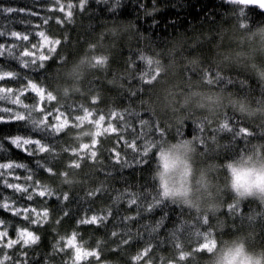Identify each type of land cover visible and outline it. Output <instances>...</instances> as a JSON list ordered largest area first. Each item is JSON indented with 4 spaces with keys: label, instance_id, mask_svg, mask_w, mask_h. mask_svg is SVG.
<instances>
[{
    "label": "trees",
    "instance_id": "16d2710c",
    "mask_svg": "<svg viewBox=\"0 0 264 264\" xmlns=\"http://www.w3.org/2000/svg\"><path fill=\"white\" fill-rule=\"evenodd\" d=\"M261 4L264 0H0V88L11 89L12 99L18 100L0 101V165H13L0 167V233L6 232L0 236V262L71 264L73 250L64 244L73 233L85 249L99 253L98 259L89 257L81 264H144L146 249L151 256L158 252L170 256L174 235L190 249L200 244L197 231L210 230L214 222L201 223L190 210L160 198L151 180L154 156L145 151L146 144L160 136H199L203 156L223 162L247 143L264 140V124L228 111L223 117L228 129L223 132L215 131L212 122L202 129L190 122L180 128L171 125L167 114L149 110L157 90L141 78V57L164 54L179 43L178 57L200 55L207 68L218 42L216 33L222 27L264 23ZM7 8L14 11H4ZM124 24L130 25L126 33L110 35V27ZM12 32L29 39H17ZM41 32L52 43L41 47ZM90 44L97 45L95 52L110 55L109 67L88 71L79 82L80 90L64 96L69 84L64 73ZM25 51L31 55L24 56ZM41 54L49 58L40 61ZM183 75L199 78L198 72L188 69ZM116 79L118 85L109 83ZM248 79L234 73L215 79L213 85L255 96L256 85ZM30 84L42 91H33ZM82 107L93 110L97 126L107 129L98 141L89 137L78 141L77 129L65 127L76 122ZM17 115L45 120L42 128L48 131H37L27 119L16 120ZM16 137L42 143L17 147L11 142ZM212 138L219 151L213 150ZM39 147L46 151L40 153ZM8 184H19L27 192ZM45 186L52 190L50 197L38 195ZM4 204L10 207L5 209ZM257 208L255 201L236 208L229 205L221 214L227 227L223 235L245 231V217ZM45 210L47 220L33 223ZM93 216L98 224L83 223ZM22 230L33 231L39 241L8 247ZM255 230L256 246L264 247V220L255 224ZM198 255L201 260L189 264H202L203 253Z\"/></svg>",
    "mask_w": 264,
    "mask_h": 264
},
{
    "label": "clouds",
    "instance_id": "9594fccd",
    "mask_svg": "<svg viewBox=\"0 0 264 264\" xmlns=\"http://www.w3.org/2000/svg\"><path fill=\"white\" fill-rule=\"evenodd\" d=\"M153 11L150 9L148 14ZM129 27L127 24L114 25L109 33L114 38L120 37ZM216 37L218 42L207 58V68L200 55L178 57L182 47L179 43L164 54L141 57L144 65L141 78L157 90L155 99L149 103V110L157 115L167 114L169 123L177 128L190 122L197 129H202L212 122L215 131L223 132L228 129L223 119L228 111L243 120L264 124V23L255 27L249 23L222 27ZM96 47V44L88 45L65 71L64 78L69 84L63 89L64 96L80 90L79 82L88 71L108 69L110 55L95 52ZM185 69L198 72L199 78H186L183 75ZM234 73H243L250 78L247 82L255 83L257 94H237L213 85L215 79H227ZM109 83L118 85L119 79ZM0 101L17 102L6 90L0 91ZM194 115L198 118L190 120ZM94 116L93 110L82 107L76 122L65 127L77 129L75 139L78 141L86 137L98 141L99 135L107 129L98 127L99 121L93 119ZM25 119L34 128L45 124V120L40 118ZM209 142L213 144L214 151L220 150L215 138ZM202 148V139L191 135H177L171 139L160 136L146 144L145 151L154 156L151 180L160 198L190 210L201 223L211 220L214 224L210 230L197 231L200 244L194 249L186 247L183 240L175 235L170 245V256L162 252L151 256L146 249L144 264H189L190 261L201 260L199 253H203L202 264H264V247L255 243V224L264 220V140L247 143L223 162L206 159ZM69 182L65 179V183ZM44 190L52 195L50 187L45 186ZM248 201H255L258 208L245 217L246 230L231 236L223 235L227 227L221 214L227 212L229 205L236 208ZM205 244L207 246L203 247Z\"/></svg>",
    "mask_w": 264,
    "mask_h": 264
},
{
    "label": "snow or ice",
    "instance_id": "6c2138e0",
    "mask_svg": "<svg viewBox=\"0 0 264 264\" xmlns=\"http://www.w3.org/2000/svg\"><path fill=\"white\" fill-rule=\"evenodd\" d=\"M261 7L264 8V4H261ZM4 11H6V12H12V11H14V9L7 8V9H4ZM69 15H71V13H69ZM11 35L13 37H16L17 39H23L25 41L29 39V37L27 35L20 36V34H18L17 32H12ZM39 35L42 37V45H41V47H44V46L52 43L44 35L43 32L39 33ZM51 51H54V47L51 49ZM23 55L27 57V56H29L31 54L29 52L25 51L23 53ZM48 58H49L48 56L43 55V54H41L38 57V59L40 61L47 60ZM31 63L32 64H35L36 63V59L32 60ZM24 66L25 67L28 66V62L27 61L24 62ZM40 67H43V64H40ZM4 75L5 76H12L13 74L12 73H5ZM0 79H3V77H0ZM29 87L33 91H36V92L42 91V89H38L37 88L36 84H30ZM3 90H5V89L0 88V91H3ZM7 90L9 92L12 91L11 89H7ZM17 102H18V100H17ZM15 119L16 120L23 121L25 119V116L24 115H17V116H15ZM36 130L37 131H40V132H46V131H48L47 129H44L42 127L36 128ZM11 142H12L13 145H16L17 147H21L22 145H28L30 143H35L38 146V145H40L42 143L41 140H35V141L29 140V139H23L22 140L20 137L14 138ZM38 150H39L40 153H43V152L46 151V149L43 148V147H39ZM0 167L7 169V168H12L13 165H11V164H4V165H0ZM16 167H23V166L22 165H16ZM7 187L14 188L18 192H27V189L26 188H22L19 184H8ZM38 195L40 197H44L46 195L49 196V197L51 196V195L47 194L45 190L39 191ZM28 199H32L31 195H29ZM3 207L5 209H8L10 207V205L4 204ZM25 211H27V209H25ZM19 213H20V209H16L15 210V214H19ZM47 217H48L47 210L43 211L42 213H37V219L35 221H33V223H41V222H44V221L47 220ZM0 223H2V222H0ZM83 223L84 224H98L99 223V220H98V218L96 216H93V217H91V219H85L83 221ZM3 235H6V232L5 233H0V236H3ZM18 237H19L18 240H12V241H10L8 243V247H11L12 245H14L16 243H19L20 241H22L24 245H33V244H36L39 241V237L37 235H35L33 231H29V230H22V231H20L18 233ZM64 239L65 238H62V240H64ZM64 247L70 248V249L73 250L71 264H81L82 261L88 260L89 257H95L97 259L99 258V253L97 251L85 249L82 244H80V243L77 242V234L76 233H73L71 236H69L65 240ZM137 259H139V257H137ZM0 264H2V262H0Z\"/></svg>",
    "mask_w": 264,
    "mask_h": 264
},
{
    "label": "rangeland",
    "instance_id": "374dc122",
    "mask_svg": "<svg viewBox=\"0 0 264 264\" xmlns=\"http://www.w3.org/2000/svg\"><path fill=\"white\" fill-rule=\"evenodd\" d=\"M208 131H209V130H208ZM211 131H213V130H211ZM204 150H205V149H203L202 151H204ZM205 152H206V151H205ZM236 216H237V215H236ZM231 218H233L232 215H231ZM231 218H230V219H231ZM231 220H232V219H231ZM202 246H203V247H206L207 245L205 244V245H202Z\"/></svg>",
    "mask_w": 264,
    "mask_h": 264
}]
</instances>
